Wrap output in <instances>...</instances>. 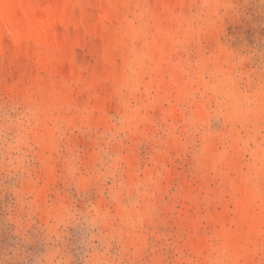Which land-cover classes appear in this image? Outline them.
Masks as SVG:
<instances>
[{
	"label": "clouds",
	"instance_id": "1",
	"mask_svg": "<svg viewBox=\"0 0 264 264\" xmlns=\"http://www.w3.org/2000/svg\"><path fill=\"white\" fill-rule=\"evenodd\" d=\"M221 7L237 24L264 17V0H194L187 14L168 9L164 23L148 0H132L112 82L116 110L102 126L87 104L0 96V210L16 225L21 240L12 251L24 264L29 256L31 264H137L148 247L143 234L157 219L162 175L133 170L125 148L162 104L179 113L165 132L193 172L243 193L245 207L264 221V39L226 35L217 23ZM209 32L228 41H218V55L204 50ZM42 174H56L55 199L40 197ZM37 220L42 234L28 235ZM37 242L43 251L36 254L21 246ZM203 264H264V227L242 250L214 245Z\"/></svg>",
	"mask_w": 264,
	"mask_h": 264
},
{
	"label": "rangeland",
	"instance_id": "2",
	"mask_svg": "<svg viewBox=\"0 0 264 264\" xmlns=\"http://www.w3.org/2000/svg\"><path fill=\"white\" fill-rule=\"evenodd\" d=\"M151 2L152 0H148L150 5ZM213 2L225 5L228 0H213ZM193 3L194 0H183L172 10L187 14ZM156 11L164 22L162 9L156 8ZM249 13H252L251 8ZM218 16L217 23L226 35L243 36L249 43L257 38L264 39V26H259L264 24V17L253 14L252 23L242 21L237 24L232 22L231 14L223 7L219 8ZM252 24L258 26L254 28ZM218 41L228 43L223 35L216 32H209L204 38L203 47L208 55H218ZM110 49L112 50L110 54L114 55L112 63L117 65L119 49L117 47ZM71 57L73 58L71 63L79 67L85 76L90 75L92 68L105 66L96 44L90 43L88 38L73 46ZM30 66L31 62L21 57L13 60L0 55V96L22 97L31 94L38 97H59L54 92V83L59 77L37 70L38 78H34L27 69ZM61 82V87L73 91V94L68 96V101L79 105L87 104L94 108L93 99L88 96L90 90L84 82L76 81L74 75L68 76ZM112 82L113 80L107 79L102 86L99 85L97 91L100 92L99 95H103L100 98L104 101L100 109L94 108L95 121L99 126L104 123L105 113L116 110L112 96ZM172 122H179V113L171 106L162 104L152 113V122L143 126L140 133L132 136L126 143L125 153L133 170L154 169L162 175L160 191L156 199L157 219L143 234L148 247H145L137 258V264H151L154 257L161 256L162 264H191L193 261L203 264L205 256L214 245L226 242L232 249L242 250L257 239V237L254 240L248 237V227L244 222L241 223L243 220L239 218L241 209L237 208L236 203L243 193L238 197L234 196L230 188L221 187L211 176L202 177L195 174L191 160L185 154L180 142L169 138L165 132ZM80 143L82 147H87L82 138ZM59 188L61 185L56 174L41 175L39 192L41 198L47 194L51 199H55V190ZM252 212L254 215H259L254 210ZM38 223L37 220L31 225L28 235L42 234L36 230ZM15 231L16 225L6 223L5 213L0 210V261L4 264H24L23 260L15 256L12 251L16 247V242L21 240L19 235L14 234ZM237 241L240 243H236ZM153 244L158 249L155 254L151 252ZM21 246L33 254L43 251L38 242ZM132 250V242H129L128 251ZM109 251L112 255H116L119 248L114 245ZM27 259L31 264L32 257L29 256Z\"/></svg>",
	"mask_w": 264,
	"mask_h": 264
},
{
	"label": "bare ground",
	"instance_id": "3",
	"mask_svg": "<svg viewBox=\"0 0 264 264\" xmlns=\"http://www.w3.org/2000/svg\"><path fill=\"white\" fill-rule=\"evenodd\" d=\"M182 1L152 0L151 6L155 10L162 9L166 23L168 9H173ZM131 2L132 0H0V55L13 60L17 57L29 60L31 66L27 69L34 78H38L37 70L58 76L54 92L64 100H68L73 91L61 87V81L68 76H76V81L88 86V96L93 99V107L100 109L104 101L101 99L103 95H99L100 92L97 91L99 85L102 86L107 79L113 80L116 65L112 63L114 55L110 54V48L119 49L121 26L127 5ZM85 38L96 44L105 63L101 68H92L89 76H85L79 67L71 63L73 46ZM236 206L241 209V223L244 222L248 227V237L254 240L259 228L264 226V221L245 207L243 194Z\"/></svg>",
	"mask_w": 264,
	"mask_h": 264
}]
</instances>
